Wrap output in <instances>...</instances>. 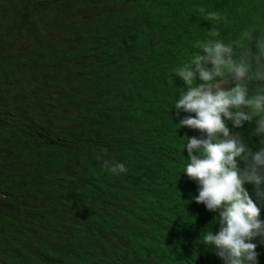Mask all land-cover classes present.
<instances>
[{
    "label": "trees",
    "instance_id": "16d2710c",
    "mask_svg": "<svg viewBox=\"0 0 264 264\" xmlns=\"http://www.w3.org/2000/svg\"><path fill=\"white\" fill-rule=\"evenodd\" d=\"M212 26L264 33V0H0V264H223L201 244L218 213L183 174L200 133L174 108Z\"/></svg>",
    "mask_w": 264,
    "mask_h": 264
},
{
    "label": "clouds",
    "instance_id": "9594fccd",
    "mask_svg": "<svg viewBox=\"0 0 264 264\" xmlns=\"http://www.w3.org/2000/svg\"><path fill=\"white\" fill-rule=\"evenodd\" d=\"M205 13L204 8H200ZM210 21L221 16L207 12ZM208 38L198 43V52L174 70L184 85L174 108L177 129L198 131L199 137H186L187 165L183 171L197 182L196 204L218 213L219 230L204 233L202 243L214 250L223 264H257V244L264 242V33L245 29L225 43L220 30L212 26ZM197 80L200 81L197 84ZM180 113L189 115L180 118ZM194 114V115H193ZM233 129L252 125L251 135L259 137L253 151ZM97 159H102L101 155ZM114 175L125 173L124 163L103 160ZM245 185H252L250 195ZM216 222V223H217Z\"/></svg>",
    "mask_w": 264,
    "mask_h": 264
}]
</instances>
